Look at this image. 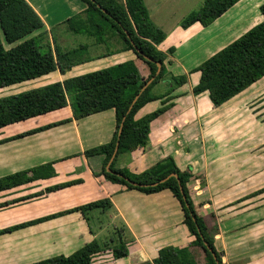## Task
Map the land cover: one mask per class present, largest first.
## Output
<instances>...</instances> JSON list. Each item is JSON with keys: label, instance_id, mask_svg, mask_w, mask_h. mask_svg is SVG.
I'll use <instances>...</instances> for the list:
<instances>
[{"label": "crops", "instance_id": "1", "mask_svg": "<svg viewBox=\"0 0 264 264\" xmlns=\"http://www.w3.org/2000/svg\"><path fill=\"white\" fill-rule=\"evenodd\" d=\"M26 1L43 22V28L36 34L49 33L52 27L61 26L66 19L86 9L80 0ZM143 2L147 9L146 0ZM263 3L264 0H241L207 27L196 23L182 29L176 23L168 31H162L165 38L157 49L166 53L174 48L166 69L174 76L186 75L187 83L174 90L170 97H176L168 102H163L169 98L166 81L153 86L152 94L160 99L146 103L135 119L172 105L151 121L147 145L118 155L114 164L116 169L138 175L170 157L179 170H188L192 175L187 183L191 201L207 233L213 237L221 264H264V192L255 195L264 188V164L247 162L249 147L264 135L258 133L263 124L261 119L250 121L247 109L253 103L254 89L264 78L215 108L206 92L197 96L192 93L200 77L193 70L259 23L262 20L259 7ZM149 18L157 28L150 15ZM84 46L87 55L83 56V63L64 74L56 70L17 84L30 86L14 94L128 62L134 63L141 78L149 75L147 67L125 49L126 45L117 36L107 37L102 44L94 40ZM249 95L253 99L248 100ZM236 122L245 129L235 131ZM114 131L113 109L75 120L70 106L0 129V178L38 170L47 164L54 172L51 176H41L48 173L41 170L40 177L32 182L0 192V230L56 216L0 235V264H29L59 255L69 256L93 240L106 243L103 240L107 230L118 229L111 226L112 218L122 228L109 246L116 245L121 237L126 243L127 256L113 259L111 251L106 249L94 256L96 259L107 255L103 264H152L158 252L166 247L188 248L194 261L204 264L202 251L191 247L193 237L183 224L181 206L168 189L151 194L125 190L100 175L102 157L84 155L86 150L110 142ZM235 139L239 141L237 144ZM237 156L241 159L235 160ZM67 183L72 184L47 191ZM105 198L111 201L113 210L89 215L92 232L80 212L57 216ZM103 215L112 221L104 225L100 222ZM96 221L98 224L94 225Z\"/></svg>", "mask_w": 264, "mask_h": 264}, {"label": "trees", "instance_id": "2", "mask_svg": "<svg viewBox=\"0 0 264 264\" xmlns=\"http://www.w3.org/2000/svg\"><path fill=\"white\" fill-rule=\"evenodd\" d=\"M80 1L86 5V9L83 13L74 15L62 23L67 31L76 35L86 33L89 37L96 35L95 42L98 44L105 43L107 37L117 36L126 45L125 49L132 51L137 59L147 67L148 77L141 78L134 63L128 62L69 78L63 82H55L1 97L0 129L66 106H70L75 120L113 109L115 131L112 139L106 144L86 150L84 155L87 158L102 157L100 175L106 181L121 185L125 190H137L151 194L168 189L181 206L183 224L193 237L191 247L202 251L204 264H221V255L214 247L213 237L207 233L204 221L198 216L191 201L187 183L192 175L188 170H179L170 157L138 175H132L125 169L114 167L118 155L144 148L147 145L151 121L172 105H166L150 115L135 119L137 111L146 103L160 99L152 94L153 86L166 81V96L169 98L163 102H168L176 97H170V94L187 83L186 75L174 76L166 69V63H170V60H167L168 56L173 54L174 48H170L166 53L157 49V46L163 42L165 34L151 23L143 0ZM239 1L241 0H204L197 10L190 12L181 20L180 27L187 29L196 23L207 27ZM259 12L262 16L259 23L193 70L200 74L198 83L192 89L195 96L206 92L209 102L216 108L264 78V3L260 5ZM42 28L41 18L26 0H0V90L43 77L56 70L64 74L74 65L83 63L82 54L86 53V46L81 45L66 52L60 51L56 44L52 48L49 40L47 43H41L44 37L48 38L46 32L31 36ZM51 39L54 42L52 36ZM158 64L160 71L157 73ZM150 79L153 80L140 93ZM137 95V100L130 108ZM61 123L64 121L24 133L18 137ZM116 144H118V150L110 165L111 172H107L106 165ZM44 169L48 170V173L42 174L41 170ZM53 174L51 165L47 164L38 170L1 177L0 192L32 182L40 175L51 176ZM170 174H175L176 177H170L163 183L151 186ZM71 184L48 188L47 191L64 188ZM261 192H264V188L255 195ZM109 210H113V205L108 198H105L65 211L57 216L80 212L92 232L89 215L94 211L104 213ZM52 217L56 216L1 229L0 235ZM120 232L116 230L118 235ZM111 242L112 240L106 243L93 240L69 256L59 255L29 264H90L94 256L106 249L111 251L113 259L127 256L126 243L121 237H118L116 245L109 246ZM152 264L197 263L188 248L166 247L158 252Z\"/></svg>", "mask_w": 264, "mask_h": 264}, {"label": "rangeland", "instance_id": "3", "mask_svg": "<svg viewBox=\"0 0 264 264\" xmlns=\"http://www.w3.org/2000/svg\"><path fill=\"white\" fill-rule=\"evenodd\" d=\"M204 0H146V6L149 10V15L153 21V23L157 26V28H160L161 31H168L170 27L175 25L176 23H180L178 21L185 18L190 12L197 10ZM61 3V2H59ZM64 5V4H58V6ZM180 25V24H177ZM36 33H33L31 36H36ZM48 38L44 37L43 41L41 43H47L48 40L50 41V44L53 48L54 44L57 45V48L64 52L69 51L75 48H78L79 45L84 44H90L91 42H94L96 40L97 36L93 35L92 37H89L86 35V33L81 34H73L69 31H67L64 24L61 26H54L51 28L50 32L47 33ZM51 36L54 39V42L51 39ZM6 48H9V46L5 45ZM111 50V49H109ZM102 51V50H101ZM108 52V49L106 50ZM87 53L83 52L82 56L86 57ZM81 57V56H80ZM33 85V84H32ZM20 85H13L6 87V89L3 88V90H0V98L4 96H8L11 94L16 93L21 88H25L27 86L19 87ZM254 99L252 96L249 95L247 98L248 100H252V104L248 106L249 114L250 116H254L253 118H250L251 120H257L261 119L262 128L259 130L258 133L264 134V80L254 89ZM259 91V94H257ZM261 91V93H260ZM246 110V109H245ZM238 117H235V121H238ZM258 124V123H257ZM240 128V125H237V122L235 123V131ZM241 131L245 129V126H241ZM240 132V131H239ZM236 133V132H235ZM258 135V134H257ZM239 141L235 139V144H237ZM248 153L250 155V158L247 160L248 164L251 165V163H263L264 164V135L256 139L255 143L249 147ZM240 156L235 157V160H240ZM108 217L103 215L101 217V223H104V225L107 224V222H112L111 226H116L118 229L109 228L107 230L106 237H104L103 241H109V240H115L116 236L118 235L116 233V230L121 231V223L117 222L115 218H112L111 221H107ZM98 222L96 221L94 225H97ZM123 230V229H122ZM112 244V242L110 243ZM103 260H107V255L104 254V257L102 258H96L93 257L90 264H103Z\"/></svg>", "mask_w": 264, "mask_h": 264}, {"label": "water", "instance_id": "4", "mask_svg": "<svg viewBox=\"0 0 264 264\" xmlns=\"http://www.w3.org/2000/svg\"><path fill=\"white\" fill-rule=\"evenodd\" d=\"M160 71V65L158 64V69H157V73ZM153 79H150L147 83H146V85H144V87L141 89V91H140V93L151 83V81H152ZM137 98H138V95L134 98V100L132 101V104H131V106H130V108L132 107V105H133V103L137 100ZM119 132H120V130H119ZM117 150H118V144H116V147H115V149H114V152H113V154H112V156H111V158H110V160H109V162L107 163V165H106V171L107 172H111V169H110V165H111V163H112V161H113V159H114V157H115V155H116V152H117ZM170 177H176V175L175 174H170V175H168L167 177H165V178H163L162 180H160L159 182H156V183H153V184H151V186H156L157 184H159V183H163V182H165L167 179H169ZM133 185H135L133 182H131Z\"/></svg>", "mask_w": 264, "mask_h": 264}]
</instances>
